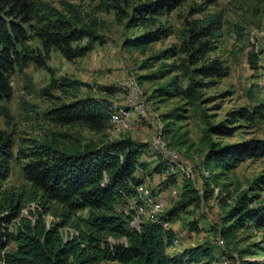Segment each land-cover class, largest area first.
I'll return each instance as SVG.
<instances>
[{
	"label": "trees",
	"instance_id": "trees-1",
	"mask_svg": "<svg viewBox=\"0 0 264 264\" xmlns=\"http://www.w3.org/2000/svg\"><path fill=\"white\" fill-rule=\"evenodd\" d=\"M78 1V2H73ZM88 0H58L57 6L45 0H0V264H217L219 255L234 259L229 245L246 241L241 231L264 228V201L252 205L257 197L252 191L264 185V175L258 176L249 191H243L222 218L217 229L226 247L216 253L217 246L202 241L183 247L177 253H167L176 236L170 223L192 204L194 189L185 185L184 200L152 218L143 219L138 228L131 225L133 201L137 202L139 187L146 175L160 173L174 166L168 160L157 162L151 171L142 155L148 152L144 143L120 139L100 146L67 153L36 138L19 139L10 129L13 122L7 102L13 96L11 76L34 64L45 67L50 51L56 50L68 61L86 55L99 40L96 23L90 20L80 2ZM184 0H100L96 11H123L131 24L148 29L126 45L140 46L171 34L160 23ZM193 10L202 11L201 0ZM264 1V0H259ZM89 20V22H87ZM222 14H208L192 21L183 33L182 44L168 54L184 57L178 70L192 72L202 80L193 79L187 87L174 89L192 103L195 88L210 86L215 79L227 77L229 68L218 58H210L224 36ZM238 38L243 29L235 25ZM84 83L66 75L52 74L39 91L30 77L24 75L23 89L50 102L43 115L62 127L81 125L101 132L110 125L112 103L104 97H79ZM108 96L115 89H107ZM21 109L36 112L34 105L22 100ZM170 115L176 116L171 113ZM264 119V99L252 107L230 111L227 117L210 125L205 133L232 136L240 122L254 126ZM206 140H209L205 136ZM264 156V137L244 142L220 144L210 142L204 164L223 171ZM13 160L20 163L24 184L19 188L6 186ZM176 167V166H175ZM176 183L172 172L160 184L161 189ZM193 194V196H192ZM34 203V206H31ZM23 209H28L26 214ZM46 215L50 218L46 220ZM167 224L168 226H164ZM198 232L196 222L189 223ZM217 244V242H216ZM218 245V244H217ZM250 243L236 252L238 264H264L253 258Z\"/></svg>",
	"mask_w": 264,
	"mask_h": 264
},
{
	"label": "rangeland",
	"instance_id": "rangeland-1",
	"mask_svg": "<svg viewBox=\"0 0 264 264\" xmlns=\"http://www.w3.org/2000/svg\"><path fill=\"white\" fill-rule=\"evenodd\" d=\"M45 1L57 6L58 0ZM201 2L184 0L170 14L160 18V23L171 29V34L140 46H127L125 43L148 30L130 23L128 17L124 16L125 11L131 14L129 8L126 10L123 6V11L118 12L96 11L100 0L80 2L90 20L96 23L95 33L99 40L86 55L73 61L66 60L52 49L45 67L30 64L23 75L15 72L11 76L13 96L7 102L13 117L9 128L15 132L17 145L21 137L36 138L72 153L125 138L144 143L148 147V152L142 155L148 173L161 160L157 143H164L167 148L174 150L177 158L172 164L176 166L173 171L176 173L178 194L171 196L170 190H166L167 204L163 210L167 211L184 200L182 193L187 188L194 189L196 199L170 223L178 239L177 244L167 248L170 254L202 241L214 243L217 246L216 253L219 254L223 249L216 244V240L220 237L217 229L222 225V218L240 193L249 191L254 180L264 175V156L247 160L229 171L206 167L204 164L210 142L227 144L264 137V119L254 126L244 122L234 124L238 126L232 136L205 133L210 125L223 121L230 111L252 107L264 99V1L216 0L211 5L203 6L202 3V11L195 12L193 9ZM218 13L223 16L224 36L217 50L210 53L209 57L218 58L229 68V74L215 79L210 86L195 88L196 100L192 103L178 94L174 87L183 89L193 79H202L194 75L192 67L187 71L178 70L177 65L184 56L179 53L168 54V50L173 46L177 50L182 44L183 33L190 29L192 21ZM235 25L243 29L241 39L235 32ZM52 74L56 77L66 75L84 83L78 93L81 98L104 97L110 101L113 95L108 96L107 89L113 88L115 92L121 93L126 81L132 78L139 85L147 114L144 117L135 116L133 126L122 131L111 125L101 132L81 125L62 127L43 115L50 107L48 100L36 95L30 96L23 89L24 75L31 78L34 88L39 91L47 85ZM22 100L34 105L36 112L23 111ZM0 127H3L1 119ZM180 164L189 165L191 172L184 173ZM24 182L20 163L13 160L6 186L19 188ZM186 184L189 186L185 189ZM251 195L257 197L252 205L262 203L264 185L252 191ZM27 212L28 209H23L24 214ZM45 217L48 220L50 215ZM192 222H196L198 232L190 229L189 223ZM240 233L246 241L228 247L234 259L219 255L217 264H235L239 249L253 242L262 245L264 228L243 230ZM224 247L227 248V244ZM253 253V258L264 263V251L260 246H256Z\"/></svg>",
	"mask_w": 264,
	"mask_h": 264
},
{
	"label": "built area",
	"instance_id": "built-area-1",
	"mask_svg": "<svg viewBox=\"0 0 264 264\" xmlns=\"http://www.w3.org/2000/svg\"><path fill=\"white\" fill-rule=\"evenodd\" d=\"M111 103L110 125L118 131L130 129L133 126L135 116L144 117L147 114V106L141 95L139 85L132 78L126 81L121 93L115 92L113 94ZM157 144L159 146V153L164 159L170 163L176 162L177 154L174 150L167 148L164 143ZM180 169L186 174L191 172L189 165L184 166V164H180ZM172 172H174L173 169H166L160 173H152L144 177L143 183L137 187L138 200L132 203L134 216L131 225L133 227L138 228L143 219L152 218L164 211L163 208L167 204L165 194L167 189L170 190L171 196H177L178 190L176 184L168 185L164 189H161L160 186ZM164 226L168 225L165 224ZM216 242L218 246H224V241L220 237L217 238ZM177 243L178 239L175 237L173 244ZM235 264H238V261Z\"/></svg>",
	"mask_w": 264,
	"mask_h": 264
},
{
	"label": "crops",
	"instance_id": "crops-1",
	"mask_svg": "<svg viewBox=\"0 0 264 264\" xmlns=\"http://www.w3.org/2000/svg\"><path fill=\"white\" fill-rule=\"evenodd\" d=\"M181 251V250H180Z\"/></svg>",
	"mask_w": 264,
	"mask_h": 264
}]
</instances>
